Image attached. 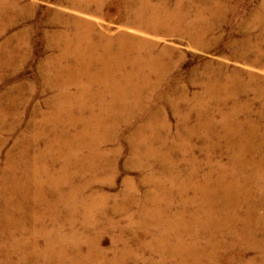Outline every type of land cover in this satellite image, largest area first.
<instances>
[{
    "label": "bare ground",
    "instance_id": "6f19581e",
    "mask_svg": "<svg viewBox=\"0 0 264 264\" xmlns=\"http://www.w3.org/2000/svg\"><path fill=\"white\" fill-rule=\"evenodd\" d=\"M8 1L0 0V22L6 21L5 13L13 7L14 3L9 5ZM195 1L115 0L106 7L113 13L103 11V0L69 1L79 10L101 13L109 21L119 22L120 27L111 32L74 19L71 30L47 36L46 48L51 53L40 70L41 92L53 90L54 97L46 102L47 113L35 110L38 123L17 146L19 157L32 152L27 167L16 165L11 151L0 166V264H137L132 247L121 240L119 224L113 219L103 221L106 197L83 195L92 180L81 179L78 184L73 179L87 172L95 179L100 171H106L94 166L105 156L103 145L117 140L124 127L133 124L140 114L146 116L147 123L133 128L127 138L137 162L148 160L147 165L156 157L153 154L170 149L157 140L161 127H166L152 121L154 113L149 107L160 98L168 99L159 89L174 67L171 55L167 48H158L151 40L124 29L152 34L177 32L189 39L205 36L209 29L202 23ZM190 9L194 10L193 18ZM4 48L1 44L0 53ZM19 50L12 47L3 53L4 66L12 67L11 53L18 54ZM2 76L0 72V82ZM251 79L248 84H238L233 78L223 82L218 75L203 73L199 81H190L201 85L200 92L192 94L196 127L188 128L181 146L174 147L192 150V136L198 131L203 132L200 137L204 149L213 150L224 142L233 155L229 167L216 163L211 170L186 168L182 180L178 174L176 177L166 172V180L176 182V193L158 186L143 194L134 224L139 229L134 232L141 235L132 233L131 242L135 241L140 252L148 250L157 257L149 264H218L220 251L227 264L232 257L239 264H254L255 257L244 259L252 250L264 262V131L252 123L248 109L251 102L241 98L252 92L262 100L257 117L260 121L264 117V87L251 84ZM3 98L21 105L18 96L10 92ZM186 99L184 93V102ZM228 104L230 108L224 110ZM242 107L246 109L242 111ZM213 108L218 110V119ZM208 109L212 112L206 113ZM4 117L2 110L0 124H4ZM189 118V113H182L183 122ZM203 123L209 124V129ZM156 141L158 150L152 144ZM254 155H258V161ZM163 157L170 164L165 169L171 171L174 164L170 156ZM144 181L158 184L150 176ZM128 184L123 201L113 206L115 212L123 213L137 203ZM65 187L68 190L62 189ZM132 222L130 219L128 224ZM112 230L118 231L117 235L105 249L100 240Z\"/></svg>",
    "mask_w": 264,
    "mask_h": 264
},
{
    "label": "rangeland",
    "instance_id": "374dc122",
    "mask_svg": "<svg viewBox=\"0 0 264 264\" xmlns=\"http://www.w3.org/2000/svg\"><path fill=\"white\" fill-rule=\"evenodd\" d=\"M67 1H8L9 5L14 4L12 9L5 13L6 21L10 23L6 21L0 22V45L3 44L5 46L3 52L0 53V62L2 60L1 56L9 48L18 47L20 52L18 54L11 53L12 67L9 65L4 66L5 64L2 62L3 69L0 66V72L3 73V79L0 82V112L2 110L5 112L4 124H0V166L3 165L5 154L8 151H11L13 159L18 161L16 165L21 166V168L27 167L31 159V151L19 157L17 146L21 144L19 142L21 137L29 133L30 127L38 123L39 115L34 114L35 110L47 113L48 106L46 102L52 101L51 99L55 94L53 90L41 92L40 70H42L46 57L51 53L46 48L49 35L52 32L71 30L74 19L92 22L96 28H109L111 32L117 31L120 27L119 22H111L102 17L101 13L79 10L72 7L70 4L71 0H69L70 2ZM103 2V11L113 13L114 11L108 10L106 7L109 4L112 6L115 0H103ZM195 3L196 7L200 8L202 23L207 25L209 29L208 34L205 36L189 39L186 35H180L177 32L161 31L158 34H152L142 32L136 28L124 29L129 33L151 40L158 48H167L168 54L171 55L174 67L159 89L168 99L161 100L160 98L152 106L149 105V109L154 113L152 121L164 123V127H166H161L157 140L163 141L167 148L170 149H164L165 153L160 151L153 154L156 157H153L147 165L148 160L137 162L135 155L128 146L127 138L133 128L147 123L146 116L140 114L133 120V124L129 127L127 126V128L124 127L121 131V136H118L117 140L108 141L103 145L102 148L104 151L106 150L105 156L100 160L99 164L96 163L94 166L97 168L102 167V170L106 171L97 173L98 176L95 179H92L89 172L87 174L83 173L81 176L77 175L73 179L74 183L78 184L81 179L92 180L90 185L83 190V195L99 194L104 198L106 197L103 201L104 214L106 215H104L103 221L113 219L119 224V231L122 233L121 240L126 242L128 247H132L134 254L139 260L137 264H143L142 260L146 262L145 264L156 262L157 260V257L151 255L148 250L140 252V248L135 245V241L131 242L132 233L138 236L140 234L134 232L136 230L139 231L134 224L138 220L136 214L138 211L137 206L140 203L139 201H142L143 194L149 190H154L153 188L157 189L158 186L169 188L176 193L174 189L176 182L170 184V181L166 180V172H172L175 176L178 174L180 176L177 175L178 179H181L186 174V168H207L204 170L209 168L211 170V168H214V166H211L212 164L221 163L225 167H229L231 163L233 151L227 148L224 142H220L218 146L215 144L216 146L213 150H207V148L204 149L202 147L204 145V139L201 138L203 132H194L191 142L192 150H180L174 147L181 146L184 136H187L188 128L196 127L195 112L197 109L192 103V94L200 92L201 85H194L192 82L190 84V81L193 79L199 81L198 79L203 73H211L218 75L223 82L233 78L237 80L238 84L241 82L248 84L250 77H253L251 84L264 87L263 0H198ZM91 8L93 9V5ZM189 16L191 18L194 17V10L190 9ZM6 41H9V43L6 44ZM29 85H33L34 88L32 90L27 89ZM8 92L14 97L18 96L21 102L20 106L12 104L3 98V95ZM184 93H186L187 98L185 102L183 100ZM241 98L251 102L248 109L251 111L252 123L264 131V126H262L264 125V117L260 121L257 120L262 100L252 92L242 94ZM210 105L212 106L211 102ZM215 108H213L214 114L218 119V110ZM229 108V104L223 106L224 110ZM245 109V107H242V111ZM208 111L212 112V110L208 109L206 113ZM182 113H189L190 118L187 123L182 121ZM215 122L219 121L216 120ZM13 124L14 129H12ZM214 124L215 128H218L219 124ZM203 125L206 130L209 129V124L203 123ZM157 143L159 144L157 141L152 143L156 150H158ZM39 146H43L42 142ZM207 151L209 155L206 154ZM164 155L170 156L169 158L174 164V168H171V171L165 169L170 168V164L168 161L163 160ZM207 159H210V162ZM253 159L258 161V155H254ZM190 162H193V165H189ZM262 166L264 168V165ZM215 174L216 172H213V175ZM146 176L153 177L158 184L154 185L152 181H144ZM197 180L198 177H196ZM126 182L130 184L131 190L133 189L132 191L135 192L137 203L132 205L127 210L128 212H115L113 206L123 201L122 197L124 198L123 194L126 192ZM62 189L66 191L68 187ZM157 192L160 193L161 191L157 190ZM172 196L174 200L177 199L175 195ZM130 219L133 222L128 224ZM135 219L137 220L135 221ZM81 229L78 230L81 231ZM117 232L116 230L105 232L100 240L101 246L107 249L110 246L112 237L117 235ZM140 237L142 238V236ZM219 255L221 262L219 261L218 264H227L223 260L224 252L220 251ZM148 257H151V259L147 260ZM253 257H255L254 264H264L255 250L248 251L244 259ZM229 264H239V262L235 257H232Z\"/></svg>",
    "mask_w": 264,
    "mask_h": 264
}]
</instances>
